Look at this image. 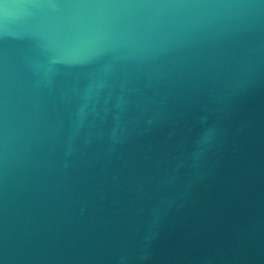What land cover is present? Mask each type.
<instances>
[{"label":"water","instance_id":"water-1","mask_svg":"<svg viewBox=\"0 0 264 264\" xmlns=\"http://www.w3.org/2000/svg\"><path fill=\"white\" fill-rule=\"evenodd\" d=\"M0 264H264V0H0Z\"/></svg>","mask_w":264,"mask_h":264},{"label":"clouds","instance_id":"clouds-1","mask_svg":"<svg viewBox=\"0 0 264 264\" xmlns=\"http://www.w3.org/2000/svg\"><path fill=\"white\" fill-rule=\"evenodd\" d=\"M210 136H211V133L205 135V136L203 137V141H202V142L207 143L208 140L210 139Z\"/></svg>","mask_w":264,"mask_h":264}]
</instances>
